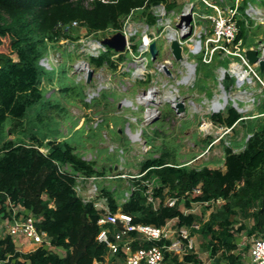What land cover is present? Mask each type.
I'll list each match as a JSON object with an SVG mask.
<instances>
[{
  "label": "trees",
  "instance_id": "trees-1",
  "mask_svg": "<svg viewBox=\"0 0 264 264\" xmlns=\"http://www.w3.org/2000/svg\"><path fill=\"white\" fill-rule=\"evenodd\" d=\"M159 3H164L168 10L173 6V1L169 0L94 1L91 7L84 6L82 0H0V131L8 124L9 133L18 136L24 133L28 109L45 96L41 85L45 68L40 60L46 46L62 35L69 37V32L61 25L76 20L88 33L119 30L127 17L137 13L151 26L157 18L150 8ZM246 21L244 18L238 21V27H247ZM236 38H240V31ZM132 49L136 52V45H132ZM113 53L108 49L89 60L95 66L114 67ZM118 59H124L123 54H119ZM226 79L230 82L234 78L225 75ZM246 116L228 102L223 113L211 114L210 118L233 129ZM30 139L34 144L20 138L4 139L0 144V211L8 197L40 216L39 227L48 234L50 247L39 246L24 253L16 249L11 236L0 235V262L102 263L107 248L96 240L100 230L97 220L102 210L91 201L84 202L74 190L76 174L97 177L102 176V172L96 169L94 161L83 159L66 140L49 138L42 144L35 135ZM39 148H44L45 152ZM240 148L237 152L226 148L223 169L170 163L165 153L146 158L140 164L139 173L146 170L143 179L154 178L157 182L154 195L160 200L156 208L146 203L145 186L139 180L130 179L134 190L121 202L118 201L122 195L119 188L100 187L99 192L107 198L112 212L120 208L131 214L135 222L157 226L172 218L178 219V225L186 226L201 220L193 213L184 215L179 203L172 207L164 205L165 195L186 197V207L192 202L221 200L222 204L212 210L205 221H200L202 247L212 259L209 264H244L237 251L235 233L246 231L249 237H264V122L253 128ZM58 164H66L69 170L60 172ZM197 186L198 194L192 192ZM237 214L242 222L235 218ZM54 248H61L63 254ZM166 260L168 264H202L195 253L184 255L180 262L175 256Z\"/></svg>",
  "mask_w": 264,
  "mask_h": 264
},
{
  "label": "rangeland",
  "instance_id": "rangeland-1",
  "mask_svg": "<svg viewBox=\"0 0 264 264\" xmlns=\"http://www.w3.org/2000/svg\"><path fill=\"white\" fill-rule=\"evenodd\" d=\"M169 1H173L171 9L176 13L180 12L185 4H195L194 9L205 14L213 12L200 0ZM210 1L222 7L233 6L235 0ZM249 3L264 11V0H242L237 22L243 19L241 15ZM145 23L137 13L126 19L124 27L136 30L137 34L132 36L129 49L122 52L124 59L120 60L117 55L114 56V67L106 64L95 66L89 60L91 49L87 42L94 38L102 40L110 35L109 31L88 33L84 27H76L68 30L69 37L62 35L54 42H49L46 53L40 60L45 68L41 77L45 96L28 109L22 136L14 132L9 133L7 124L0 131V144L4 139L17 138L34 144L30 139L32 135L41 140L42 144L49 138L66 140L83 159L94 161L96 169L103 174L91 176L95 179L86 184L91 186L93 182L98 191L100 187L106 186L121 189L119 202L123 201L125 192H130L132 187L130 178L126 175L138 172L140 164L148 157L165 153L166 160L170 163H185L193 167L208 165L223 169L226 148H231L233 152L239 151L241 143L251 134L253 128L264 122V93L260 84L255 82L239 87L235 84V77L227 72L225 75L234 78L233 81L229 82L224 78L221 83L223 87L225 85L224 89L231 97L239 99L237 106L247 116L233 129L216 123L210 115L215 114L211 110V104L214 96L219 94L218 70L220 66L229 68V63H232L229 59H236L224 58V55L216 52L211 62L205 64L201 62L199 55L189 54L187 60L196 63L194 78L189 84H177V80L186 73V68L172 57L164 27L159 22L151 26ZM197 23L198 27L205 23L206 28L210 27L208 22L204 23L202 20ZM249 24V27L239 26L241 42L238 43V50L257 47L259 42L264 44V25L253 20ZM153 37H156L158 53L156 58L151 60L148 51L142 52L140 47L143 39ZM132 45H136V52L133 51ZM5 47L6 43L3 45V48ZM167 61L168 68L173 72L172 78H169L165 71L162 73L157 70V64ZM139 62H147L142 78L134 77L133 73ZM84 63L92 70L89 82L86 81L88 73L85 77L82 67ZM260 74L264 79V72ZM174 86L177 88L176 94H179L184 103L185 112L180 114L173 110L170 101L163 99L170 90L168 88ZM152 87L157 89L153 104L138 103L137 97ZM93 90L96 96L88 101L87 94ZM243 90L252 93L255 103L249 100V94L246 96ZM127 102H130L129 105ZM148 109L153 110L149 119L146 114ZM224 111L225 108L219 113ZM203 122L207 125H202ZM127 125L131 132H140L136 142L129 136ZM117 175L125 176L113 177ZM159 200L157 197V201ZM220 204L221 200L208 202L206 205L198 203L195 205L197 217L201 222L205 221L209 213ZM182 205L183 202L180 201L179 206ZM235 218L242 222L239 214ZM199 232L194 234V253L202 260V264H209L212 259L209 252L202 247L204 239ZM254 237L256 236L249 237L246 231L235 233L237 251L242 254L244 264H250L249 247ZM53 250L63 254L61 248ZM177 259L180 262L182 257ZM100 264H123V261L113 256L109 258L107 255Z\"/></svg>",
  "mask_w": 264,
  "mask_h": 264
},
{
  "label": "built area",
  "instance_id": "built-area-1",
  "mask_svg": "<svg viewBox=\"0 0 264 264\" xmlns=\"http://www.w3.org/2000/svg\"><path fill=\"white\" fill-rule=\"evenodd\" d=\"M94 1L110 3L116 2L117 0H82L83 5L86 7H91ZM200 1L204 5L210 7L213 12L210 14H205L203 12L196 11L194 9L195 4H185L180 12L176 13L173 9L168 10L164 3L151 6L150 12L157 18L156 24L159 22L164 27L163 31L167 33L168 42L170 43V40L177 39L181 45L184 59L187 60L189 54L199 55L201 62L208 64L211 62L213 55L216 52H220L222 55H224V58L229 59L231 57L236 59V61L229 59L232 61L231 64L229 63V68L220 66L218 70L219 94H216L214 99L221 94L220 84L223 89L225 88V86L223 87L221 80L225 78V74L227 72L235 77L234 80L237 86L240 87L244 84L251 85L257 82L260 84L264 93V79L258 70V64L249 63L244 54L245 49L238 50V43H240L241 40L240 38H236L239 31L237 18H239V7L242 0H235L233 6L222 7L214 4L210 0ZM187 13H190L191 15L189 25L184 26V24H182L181 27H178L176 24L179 21V16L181 14ZM241 17L248 22L251 20L254 22L259 21V24L262 23L264 25V11L250 3L248 4V7L244 9L243 15H241ZM198 20H202L204 23L208 22L210 27L206 28V23L203 26L198 27ZM61 27L65 31H68L72 28L82 26H80L79 23L74 20L67 24L61 25ZM105 31H109V36L118 31L122 32L126 40L125 50L129 49L132 36H136L137 34L136 30L129 28L126 29L124 25L119 30L106 29ZM187 31H189V35L185 38H182V36ZM169 32H173L174 35L172 37H168ZM155 39L156 37L147 39L145 38V40L143 39V43L140 47L141 51H148L149 43ZM87 43L91 49L89 57H98L102 52H105L108 49L114 52L111 55V59L113 60L114 56L117 55L116 57L118 58L119 54H122V52L114 51L113 49L102 44L101 40H98L97 38L89 40ZM250 48L257 50V56L259 59L264 58V47L261 42L258 43L257 47L252 46ZM180 62L183 65V60ZM192 63L194 65L192 72L193 77L191 76L188 80L183 81L182 78L186 75V71V73L177 80V84H189L191 80H193L196 63ZM233 64L239 65L241 71L244 73L243 78H239V76L235 74L234 69H232ZM157 65V70L163 73L164 67L168 68V61L159 63ZM82 67L86 77V73H88L89 68L87 64H82ZM146 67L147 62H139L134 68V77L142 78L146 71ZM168 70L171 76L168 74L167 76L172 78L173 72L171 73V68H168ZM151 89L153 92L152 97L154 98V94L156 92L155 87H152L144 93H141L138 98H144ZM243 91L245 94H247L246 96L249 94V100H251L252 103H255V97L251 95L252 93L247 92L246 90ZM176 92L177 88L174 86L173 89L168 91L167 95L170 94L173 95L174 98L179 97L180 99L179 94H176ZM225 92L229 97H231L226 90ZM87 96L88 101H91L96 96V92L94 90L90 91ZM224 108L225 107H219L218 109H213V105L211 104L212 112L215 113H219ZM149 118L150 116L147 119ZM202 125L207 124L203 122ZM39 150L45 152L44 148H39ZM58 169L60 172H63L68 171L69 167L66 164H58ZM145 172L146 170L141 173L138 171L135 174L126 176H128L130 179L139 180V182L145 186L144 195L146 198V203L151 204L154 208H156L159 204L157 197L154 195L157 182L154 180V178L143 179ZM123 176L125 175H117L113 177ZM94 179L95 177H84L80 174H76L74 190L82 197L84 202L91 201L94 207L102 210L101 216L97 220L100 230L96 236V240L106 246L108 255L121 259L123 264H168L166 260L167 257L171 258L175 256L177 258H181L184 255L194 253L196 248L194 234L198 232V229L200 228V221H193L189 226L178 225L177 218L169 219L160 226L135 222L131 214L122 211L120 208H118V210L115 212H112L109 209L107 198L100 194L96 185L93 182L91 183V186L86 184L89 180ZM133 190L134 187L132 186L130 192H125V198L123 201L129 197ZM192 192L196 194L200 193L199 186L193 188ZM185 199L186 197L184 196L180 198L167 196L164 198L163 203L164 205L172 207L177 203L180 204V201L183 202V205L179 206V210L184 215L190 213L197 215L195 205L198 203L206 205L208 203L192 202L190 207H186L184 205ZM39 222L40 216L34 215L32 212L26 210L20 204H15L7 197L4 202V209L0 211V235L11 236L15 247H20L25 243H30L33 247L32 250L39 246L49 248L50 238L45 231L40 229ZM248 256L250 259V264H264V237L252 238Z\"/></svg>",
  "mask_w": 264,
  "mask_h": 264
},
{
  "label": "water",
  "instance_id": "water-1",
  "mask_svg": "<svg viewBox=\"0 0 264 264\" xmlns=\"http://www.w3.org/2000/svg\"><path fill=\"white\" fill-rule=\"evenodd\" d=\"M190 20H191L190 13L181 14L179 16V21L177 22L176 25L178 27H181L182 24H184V26H188L189 23H190ZM188 35H189V31H187L182 36V38H185ZM101 43L106 45L107 47L113 49L114 51L123 52L125 50L126 40H125L124 34L122 32H120V31H118V32H115L114 34H112L111 36L103 38L101 40ZM263 47H264V44H263ZM169 49H170L171 55L173 56L175 61L184 60V56L182 54V48H181V45L179 44V42L177 41V39L170 40ZM148 53L150 55L151 60H154L156 58L158 50H157V47H156V41L155 40H152L149 43V45H148ZM244 54H245L246 59L249 61V63H253V64L257 63L258 64V70H259L260 73L264 72V58H262V59L258 58L256 49H254V48H246L244 50ZM164 71L169 76H171L169 70L166 67H164ZM223 72H225V71H223ZM91 75H92V70H89L88 71V77L86 79L87 82L90 81ZM221 94H224L225 98L221 97V102H219V103H224V105H225V103L228 104V102H229V104L233 108H235L238 112H242V110L237 106L238 100L236 98L229 97L223 88H221ZM175 100L176 101H174V102H171V100H168V101L171 102L173 110L177 114L185 112L183 101H181L179 99V97H176ZM154 101H155L154 99L150 100L151 103L154 102ZM127 130H130L128 125H127Z\"/></svg>",
  "mask_w": 264,
  "mask_h": 264
},
{
  "label": "bare ground",
  "instance_id": "bare-ground-1",
  "mask_svg": "<svg viewBox=\"0 0 264 264\" xmlns=\"http://www.w3.org/2000/svg\"><path fill=\"white\" fill-rule=\"evenodd\" d=\"M130 27V26H129ZM166 36H167V34H165ZM174 35V33L173 32H169V34H168V37H172ZM167 38V37H166ZM85 64V63H84ZM183 65L185 66V68H186V71H187V73H186V75L185 76H183V78H182V80L183 81H186V80H188L191 76L193 77V74H192V72H193V69H194V65H193V63L192 62H190V61H188V60H186V59H184L183 60ZM232 69H234V72H235V74H237L238 76H239V78H243L244 77V73L241 71V69H240V67H239V65L238 64H234V66L232 67ZM177 85V84H176ZM175 85V86H176ZM105 87V86H104ZM220 88H222L221 87V84H220ZM168 89H173V88H168ZM157 90V89H156ZM165 91V90H164ZM242 92V91H241ZM152 89L151 90H149V92L147 93V95L144 97V98H138L137 99V102L138 103H144V104H149V102H150V100H153L154 98L152 97ZM178 93V92H177ZM240 94H242V93H240ZM230 95V94H229ZM162 96V95H161ZM221 97H223V98H225V95L224 94H220L217 98H215V99H213V103H212V105H213V109H218L219 107H225L226 106V103H225V105H224V103H219V102H221ZM163 99H165V100H171V102H174V101H176L175 100V98H174V96L173 95H165V97L163 98ZM208 100V99H207ZM238 101H239V99H237ZM248 100V99H247ZM246 100V101H247ZM158 101V100H157ZM192 102V101H191ZM129 103L130 102H127V104L129 105ZM241 103V102H240ZM247 103V102H246ZM126 104V103H125ZM209 104V103H208ZM131 106V105H130ZM197 107H199V106H197ZM202 107V106H201ZM226 108V107H225ZM193 110V109H192ZM212 110V109H211ZM197 111V110H196ZM153 112V110H150V109H148V111L146 112V114H147V118L151 115V113ZM139 133L140 132H131L130 130L128 131V134H129V136L131 137V139H132V141L134 140H137V138H138V136H139ZM130 139V140H131ZM140 139V138H139ZM136 142V141H135ZM134 143V142H133Z\"/></svg>",
  "mask_w": 264,
  "mask_h": 264
},
{
  "label": "crops",
  "instance_id": "crops-1",
  "mask_svg": "<svg viewBox=\"0 0 264 264\" xmlns=\"http://www.w3.org/2000/svg\"><path fill=\"white\" fill-rule=\"evenodd\" d=\"M247 25H249V22L247 21ZM249 27V26H248ZM16 249L17 250H19V251H21V252H29V251H32V249H33V247H32V245L30 244V243H25L23 246H16ZM108 254H106V256H107ZM108 257L110 258V257H112V256H110V255H108ZM105 259V258H104ZM95 264H100V263H98V262H94ZM103 263V262H102ZM0 264H2V262H0Z\"/></svg>",
  "mask_w": 264,
  "mask_h": 264
}]
</instances>
